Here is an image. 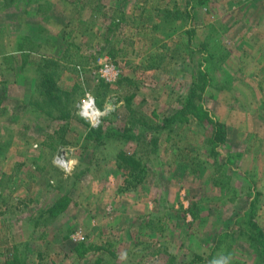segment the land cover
Returning a JSON list of instances; mask_svg holds the SVG:
<instances>
[{"label":"rangeland","instance_id":"obj_1","mask_svg":"<svg viewBox=\"0 0 264 264\" xmlns=\"http://www.w3.org/2000/svg\"><path fill=\"white\" fill-rule=\"evenodd\" d=\"M176 8L183 19L154 30ZM106 59L120 71L113 83ZM48 67L67 95L38 94ZM190 93L158 153L89 134L150 140ZM88 99L98 118L83 116ZM209 119L227 129L218 147ZM4 127L24 143L25 214L23 247L4 264H262L246 235L249 222L264 230V0H0V141ZM120 151L144 166L137 189H125Z\"/></svg>","mask_w":264,"mask_h":264},{"label":"trees","instance_id":"obj_2","mask_svg":"<svg viewBox=\"0 0 264 264\" xmlns=\"http://www.w3.org/2000/svg\"><path fill=\"white\" fill-rule=\"evenodd\" d=\"M180 13V9H173V10H168L165 9L161 12L160 15V20L162 22H159L157 25L154 26V30H159L162 29V26H165L164 24H169V18L171 17L172 19L176 20V22H179L180 20L183 19V16L179 14ZM179 14V15H178ZM176 25V24H175ZM155 31V32H156ZM156 35V34H155ZM171 51L170 48H168V50L166 49V52ZM166 58V53L164 55H151L148 58V68H158L160 67V63L159 62H163L165 61ZM56 65L55 61H52V63L50 62V64H46V65ZM42 78H44L43 80H41L40 85L37 84V91L38 94L40 95H46V98H49L50 100L54 99V96H59V94H63L62 91H60L57 82L53 79L54 78V74L50 72L49 67L47 68V70L45 71L44 75H42ZM65 95H67V92H64ZM193 93H190V95L187 98V102H186V106L177 111L174 112V114L168 118L165 119L162 123L158 124V125H153L151 127V129L156 132V136L153 137L152 139L148 140L147 136L145 135L146 133L141 134L140 131H138L137 129H117V128H110L108 130H103L102 128H90L89 134L91 137H94V140L99 143V145L101 146L102 144L106 143L108 140H110L111 138H117V137H122L125 140H135V141H139V139L141 138V142L143 144V155L149 156V152L151 151L149 149V145L148 143L151 142V146L154 148V152L158 153L159 152V140L160 138L157 137L158 134H160L161 132H165L166 130H168L169 132H172V127L171 125H169L170 130L167 129V125L168 123H176V119L178 118L179 115L183 114V112L186 110V108L188 109L191 104L193 103V101L195 100V98L193 97ZM40 101H44L43 98L40 99ZM39 101V102H40ZM41 102V103H42ZM98 106L102 109L103 105L101 102L98 103ZM187 111V110H186ZM209 122L211 123V125L214 128V141L216 143V146H220L222 143L225 142V140L227 139V129L225 124L220 121H212V119H209ZM135 124V122L133 123ZM139 124H145V121L140 119ZM166 128V130H164ZM62 131H65V127L61 128ZM144 145H146V147H144ZM117 164L118 166L122 169V171L124 172V186L125 189H137V186L142 184L144 182V166L142 164V162L137 158V156L131 155L126 153L125 151H120L118 154V158H117ZM59 203V202H58ZM58 203H55L54 209L58 208L57 206ZM255 205V204H254ZM254 205H253V210H254ZM249 226L250 228L248 229V233H247V241L249 242L250 246L257 251L256 254L258 256V258L261 260L262 264H264V230L259 226L257 221H253V222H249Z\"/></svg>","mask_w":264,"mask_h":264},{"label":"crops","instance_id":"obj_3","mask_svg":"<svg viewBox=\"0 0 264 264\" xmlns=\"http://www.w3.org/2000/svg\"><path fill=\"white\" fill-rule=\"evenodd\" d=\"M19 101L30 103L28 99ZM1 133H4V137L0 141V264H4L5 253L10 247L13 254L17 248L23 247L17 228L23 226L25 215L20 199L23 176L20 167L24 143L13 139V132L7 127L2 128Z\"/></svg>","mask_w":264,"mask_h":264},{"label":"built area","instance_id":"obj_4","mask_svg":"<svg viewBox=\"0 0 264 264\" xmlns=\"http://www.w3.org/2000/svg\"><path fill=\"white\" fill-rule=\"evenodd\" d=\"M100 66H101L100 72H101L102 78L107 83H113L117 81L120 71L113 62H110L109 59H106L104 63L100 64ZM82 110H83L82 111L83 116H85L86 118H89V119H92V118L95 119L96 117L98 118L99 110H97L93 99H88L87 101H85L82 107ZM74 239L77 242H81L85 240L84 237L82 236V232L76 233Z\"/></svg>","mask_w":264,"mask_h":264},{"label":"clouds","instance_id":"obj_5","mask_svg":"<svg viewBox=\"0 0 264 264\" xmlns=\"http://www.w3.org/2000/svg\"><path fill=\"white\" fill-rule=\"evenodd\" d=\"M231 257L229 255H220L218 259H215L211 264H229Z\"/></svg>","mask_w":264,"mask_h":264}]
</instances>
